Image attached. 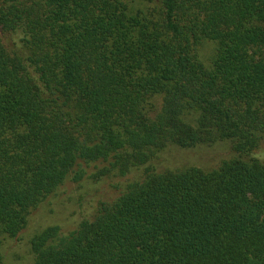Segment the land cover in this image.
<instances>
[{
  "label": "trees",
  "instance_id": "1",
  "mask_svg": "<svg viewBox=\"0 0 264 264\" xmlns=\"http://www.w3.org/2000/svg\"><path fill=\"white\" fill-rule=\"evenodd\" d=\"M144 1L0 0V234L99 185L73 229L34 236V264H264V0ZM218 142L213 171L152 165Z\"/></svg>",
  "mask_w": 264,
  "mask_h": 264
},
{
  "label": "rangeland",
  "instance_id": "2",
  "mask_svg": "<svg viewBox=\"0 0 264 264\" xmlns=\"http://www.w3.org/2000/svg\"><path fill=\"white\" fill-rule=\"evenodd\" d=\"M124 1L130 3L131 7H140L142 3H145L144 0ZM0 37L5 45L10 47L7 36L1 30ZM213 53V43L206 42L201 48L202 61L209 64ZM150 103L160 108L162 97L156 96ZM262 154L264 158V147ZM232 157L231 145L227 142H218L211 146H197L193 149L171 146L162 150L152 165L158 173L168 170L181 171L191 167L213 171ZM103 193H105V188L99 185L85 184L82 187L68 185L63 188V193L45 200L38 208L32 210L21 240L0 234V264H34L35 256L31 249V240L34 236L51 226H59L65 232L73 229L83 216H86V213H92Z\"/></svg>",
  "mask_w": 264,
  "mask_h": 264
}]
</instances>
